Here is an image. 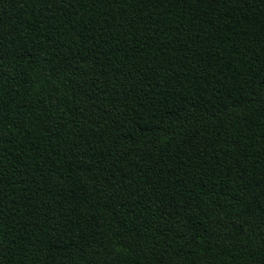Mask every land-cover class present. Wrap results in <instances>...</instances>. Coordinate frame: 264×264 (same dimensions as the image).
<instances>
[{
  "label": "trees",
  "instance_id": "obj_1",
  "mask_svg": "<svg viewBox=\"0 0 264 264\" xmlns=\"http://www.w3.org/2000/svg\"><path fill=\"white\" fill-rule=\"evenodd\" d=\"M0 264H264V0H0Z\"/></svg>",
  "mask_w": 264,
  "mask_h": 264
}]
</instances>
